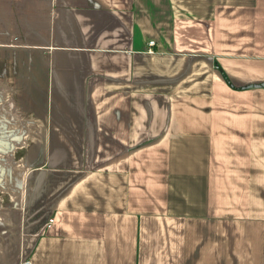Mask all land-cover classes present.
Returning a JSON list of instances; mask_svg holds the SVG:
<instances>
[{
	"label": "crops",
	"instance_id": "1",
	"mask_svg": "<svg viewBox=\"0 0 264 264\" xmlns=\"http://www.w3.org/2000/svg\"><path fill=\"white\" fill-rule=\"evenodd\" d=\"M13 129L0 264H264V0H0Z\"/></svg>",
	"mask_w": 264,
	"mask_h": 264
},
{
	"label": "rangeland",
	"instance_id": "2",
	"mask_svg": "<svg viewBox=\"0 0 264 264\" xmlns=\"http://www.w3.org/2000/svg\"><path fill=\"white\" fill-rule=\"evenodd\" d=\"M11 119L8 120H15V121H26V119L23 118V115H20L19 112H15V116L12 115ZM13 125V124H12ZM29 133V131L26 130H20V129H13V130H1L0 131V138L2 137L4 139V142H6L7 147H2V150L0 151V157L4 158L6 157V163H3L0 161V170L2 173H5L6 171V177L3 179V182L0 183V185L5 184H12L14 185V178H18V168L22 169L21 162L24 161L25 158V143L28 141V138L26 141L22 142V144H19L18 142L23 141L24 134ZM18 141H16V139ZM17 142V143H16ZM15 151H14V149ZM24 166V164H23ZM2 195L0 194V197ZM1 219L5 220V216H3Z\"/></svg>",
	"mask_w": 264,
	"mask_h": 264
},
{
	"label": "built area",
	"instance_id": "3",
	"mask_svg": "<svg viewBox=\"0 0 264 264\" xmlns=\"http://www.w3.org/2000/svg\"><path fill=\"white\" fill-rule=\"evenodd\" d=\"M154 45H155V42L152 41L150 43V46L153 47ZM54 223H55V220L54 219H50V221H49V223L47 225V228H51L54 225ZM22 264H31V262L30 261H24Z\"/></svg>",
	"mask_w": 264,
	"mask_h": 264
}]
</instances>
